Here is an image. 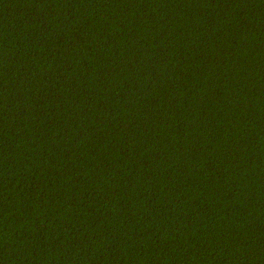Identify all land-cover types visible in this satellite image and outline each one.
I'll return each instance as SVG.
<instances>
[{
    "label": "trees",
    "instance_id": "trees-1",
    "mask_svg": "<svg viewBox=\"0 0 264 264\" xmlns=\"http://www.w3.org/2000/svg\"><path fill=\"white\" fill-rule=\"evenodd\" d=\"M0 264H264V0H0Z\"/></svg>",
    "mask_w": 264,
    "mask_h": 264
}]
</instances>
